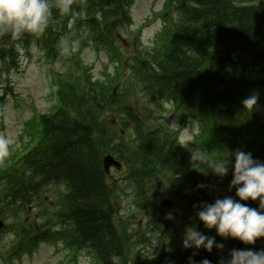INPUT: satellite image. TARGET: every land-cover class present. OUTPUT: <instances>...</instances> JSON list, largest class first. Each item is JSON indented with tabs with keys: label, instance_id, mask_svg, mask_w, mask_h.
Instances as JSON below:
<instances>
[{
	"label": "trees",
	"instance_id": "1",
	"mask_svg": "<svg viewBox=\"0 0 264 264\" xmlns=\"http://www.w3.org/2000/svg\"><path fill=\"white\" fill-rule=\"evenodd\" d=\"M126 0H73L74 6L80 11L96 12L99 10L104 15L125 14L124 2ZM201 10L197 12L200 23L198 29L187 37L186 49L193 51L201 47L202 66L207 69L213 80H219L211 85V91L216 92L221 87H226L228 91L233 92V99L225 122L229 130L228 146L236 150L248 152L252 147H257L264 141V129L261 134L254 135V130L260 126L263 127L264 104L261 99L264 93V71L254 67H247L243 64L241 70L235 67L230 69L232 54L243 50L238 44L252 53L259 49L264 51V8L262 7H235L230 5L227 9L226 4L221 0H204L199 4ZM82 9V10H81ZM80 10V11H79ZM90 34L93 38L101 37L98 26L94 20L88 25ZM25 44L29 43L27 38L23 39ZM48 42H44L46 45ZM4 48L0 49V65L4 64L3 54L9 56V61H13L14 55L12 49L13 41L11 39L2 40ZM238 57V54L236 58ZM178 61L174 64H176ZM8 66V64L6 65ZM184 66V64H183ZM237 92V93H235ZM252 93L259 95V100L255 111L246 113L242 108L241 101ZM225 93L219 94L220 101L225 100ZM263 98V97H262ZM85 116L82 114L81 118ZM80 117L70 121H65L59 125L58 131H44L43 144L38 145L26 157L20 160H8L0 168V204L6 207H16L18 204L29 202V197L36 192L30 185H37L39 179H55L60 175L61 180L65 181L64 175L71 179L74 184L75 193L69 204L71 220L78 225L79 239H91L99 245L103 264H109V253L118 245L116 234L109 221L110 212L105 208V198L103 185L99 170L90 164V140L92 129L85 126ZM47 124L46 122H44ZM56 135H55V134ZM221 137L224 138L223 130H220ZM61 141V144L60 142ZM156 144L155 140L150 141ZM261 154H263L262 151ZM168 164L169 168L176 167L184 171V164L178 167L179 162L172 160L170 156L160 151L155 156ZM263 157V155H262ZM258 161L264 162V157ZM47 163V166L44 165ZM188 177L191 175L188 173ZM232 170L228 175L221 178V190L219 193H208L207 198L203 199L201 194L190 186L191 205L190 211L195 215L197 207L202 204L213 203L216 199L225 197H235V189L230 187L232 180ZM21 197L18 198V196ZM249 207L259 208V200L249 201ZM146 210V208L143 207ZM156 210V209H155ZM205 231H209L205 229ZM179 242L170 260H177L181 263L189 264V258L199 264V261L210 257L209 252L203 248L184 249ZM225 254L222 259H226L230 250L244 248L237 240H225ZM219 262V261H218ZM215 263V264H218ZM213 264V262H212Z\"/></svg>",
	"mask_w": 264,
	"mask_h": 264
},
{
	"label": "clouds",
	"instance_id": "2",
	"mask_svg": "<svg viewBox=\"0 0 264 264\" xmlns=\"http://www.w3.org/2000/svg\"><path fill=\"white\" fill-rule=\"evenodd\" d=\"M50 0H0V29L11 30L16 36L22 33L41 34L48 27L52 12ZM70 0H61L59 10L68 12ZM259 95L252 93L241 101L246 113H252L257 107ZM10 155L9 142L0 138V160ZM192 158H198L192 156ZM232 170L230 187L235 189V197L216 199L213 203L202 204L195 212L196 220L205 229H215L216 236L222 240H237L244 245H253L264 238V162L253 159L250 152L236 150L226 154V159L215 161L210 170L216 177H224ZM204 185H198L203 188ZM259 200V208H252L243 201ZM171 219V214L167 217ZM184 249L201 248L211 252L213 248L223 249L215 237L205 235L195 226L187 227L181 242ZM189 264H197L191 257ZM199 264H212L205 258ZM218 264H264V249L254 251L251 248L232 249L226 259Z\"/></svg>",
	"mask_w": 264,
	"mask_h": 264
},
{
	"label": "rangeland",
	"instance_id": "3",
	"mask_svg": "<svg viewBox=\"0 0 264 264\" xmlns=\"http://www.w3.org/2000/svg\"><path fill=\"white\" fill-rule=\"evenodd\" d=\"M160 7V3L155 0H137L136 4L132 10L134 27L132 30L137 28L141 21L149 17L153 12L157 11ZM157 27V26H156ZM154 28L146 30L142 36V43L148 45V40L151 37V33ZM131 41L138 45V41L135 38L134 34L130 35ZM35 55V51H31V55ZM84 61L87 64H91L94 67V76L96 78L101 77V73L104 70L106 64V58L102 55L97 56L92 52H85ZM14 83L15 91L18 95V100L15 102L13 100L9 101L6 106V116L4 130L0 133V138H5L9 142V147L14 148L20 145L17 137L21 131L23 122L29 117V111L31 112V102H34L37 105L39 111H44V108L41 107L43 103L45 104L47 99V85H46V76L44 68L41 63H35V58L31 63H27L25 60L22 61V67L18 74H13L11 76ZM153 108V105H152ZM169 109V107H168ZM174 117H170L169 112L167 111L164 115V122L167 127L173 126ZM191 134L190 131L185 133L184 139H186ZM181 185L185 187V191L189 194L190 188L187 182H181ZM222 183H207L204 184L205 187L198 188L196 185L195 189L203 190L206 194L208 193H219L221 190ZM122 185V184H121ZM129 212H134L137 215V218L132 221L131 224H128L129 229L134 233L136 231L139 234L144 232L153 231L151 236V243L144 247L137 246L141 250V253L144 257L151 259H156V246H157V236H156V227L154 223L149 220L145 222V219L140 213H138L135 207L129 209L125 208V204H122L121 214ZM145 222V223H144ZM63 254H55L54 247L51 246H40L35 254L31 258H23L21 264H56L60 260ZM150 259V260H151ZM79 262L83 263L82 256L78 257Z\"/></svg>",
	"mask_w": 264,
	"mask_h": 264
},
{
	"label": "bare ground",
	"instance_id": "4",
	"mask_svg": "<svg viewBox=\"0 0 264 264\" xmlns=\"http://www.w3.org/2000/svg\"><path fill=\"white\" fill-rule=\"evenodd\" d=\"M191 189H190V192H189V195L191 194ZM143 207L144 208H146V210L145 209H143ZM142 207V210L143 211H149V212H152V213H154L155 215H156V208L152 205V203L150 202V201H148L147 203H146V205L145 206H143ZM90 239V238H89Z\"/></svg>",
	"mask_w": 264,
	"mask_h": 264
}]
</instances>
